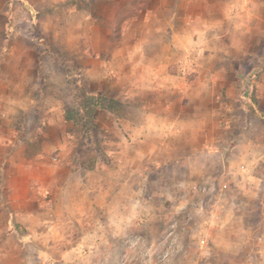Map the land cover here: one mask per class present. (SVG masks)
I'll list each match as a JSON object with an SVG mask.
<instances>
[{"label": "rangeland", "instance_id": "1", "mask_svg": "<svg viewBox=\"0 0 264 264\" xmlns=\"http://www.w3.org/2000/svg\"><path fill=\"white\" fill-rule=\"evenodd\" d=\"M158 4L0 0L1 43L18 48L15 58L36 62L34 68H4L10 75L37 80L29 85L32 105L14 110L10 125L27 142L25 155L35 165L43 161L54 167L39 184L46 195L36 194L34 184L27 191L15 187L21 195L16 209L0 219V264H264V241L257 240L264 239V147L251 143L264 142V120L251 115L259 114L255 80L264 78V37L252 33L255 24L250 33L236 34L234 45L247 47L248 55L226 52L218 67L233 77L213 85L229 90L238 122L245 117L236 105L240 96L251 111L240 147L230 150L231 142L199 146L195 130L180 139L166 131V140L155 129L162 119H147L144 110L160 108L157 85L142 86L146 69L141 72L135 60L125 62L130 53L140 57V50L125 51L132 42L140 46V38L161 39L140 34L141 13L147 8L154 12ZM130 16L136 35L124 34ZM150 23L157 26L156 17ZM223 41L231 40L225 35ZM117 70L132 74L136 84L126 87L122 75L115 89L110 72ZM176 70L167 68L168 73ZM155 73L162 77L165 72ZM121 91L129 95H117ZM12 101L18 108L25 100ZM46 117L52 125L44 123ZM191 119L176 120L191 124ZM210 135L218 137L216 131ZM62 140L64 150L56 147ZM2 199L7 201L8 194Z\"/></svg>", "mask_w": 264, "mask_h": 264}, {"label": "crops", "instance_id": "2", "mask_svg": "<svg viewBox=\"0 0 264 264\" xmlns=\"http://www.w3.org/2000/svg\"><path fill=\"white\" fill-rule=\"evenodd\" d=\"M156 2L159 4L153 9L155 13L150 8L141 13L140 34L142 36H158L161 39L155 43L149 42L148 38L143 37L139 40L140 46L136 42H132L125 49L128 54L130 51L135 52L136 49L141 51L139 58H135L134 53L126 55L125 62L135 60L141 72L146 69L148 74L147 76L144 75L140 84L143 86L146 83L149 87L157 85V87H153L156 92L155 98L162 100L160 108L151 109L148 107L144 109L147 119L148 115L162 119L161 126L155 129L162 131L166 140L169 139L166 131L174 132L172 134L175 136L174 139H180L184 134L183 132L195 130L199 132L201 137L199 146L208 147L212 143L225 145V142H231L230 150L238 149L243 141L244 131L248 127L247 113L251 111L245 110V105L241 104L244 97L240 96L236 105H240L245 117L241 116V121L238 122L236 119L238 114H234L233 101L228 98L230 97L229 90L224 91L223 88L217 90L213 85L216 80H222L226 83L229 76H226L228 72L218 67L222 65L221 62L227 59L226 52L234 49L241 52L242 55H248L247 47L234 45L233 38L236 34L243 36L250 33L252 24H255L252 33L264 37V29L262 28L264 25V0H156ZM170 5L171 9L167 14L165 10ZM150 15H153V18L156 17L157 26L151 25L150 19L152 17ZM129 18L131 22L127 28H124V34L134 33L136 35L139 32L137 31L138 28L134 27L133 21L135 19L132 16ZM161 18L165 22L159 25ZM16 35L17 33H14V36ZM225 35H228L231 41L224 42ZM2 36L4 37V33ZM7 37L11 41L12 38L7 35L4 40H7ZM168 37L171 38V41ZM1 51H7V55L4 54L0 59V219H3L5 211L16 209L17 197H21L15 187L24 186L25 191H27L34 184L36 185V194H41L40 181L45 179V174L54 167L43 161L35 165L33 163L34 158L30 159L25 155L27 142L24 141L26 142L24 143L18 138L17 130H14L10 125V116L13 115L14 110L25 111L32 105L34 95L31 94L29 85L37 80L36 77L10 75L6 73L4 68L8 66L34 68L36 62L30 59L15 58L17 55L15 52L18 51V48H15L11 42L1 43L0 40ZM99 51L93 54L94 63L99 61L97 58L100 54ZM8 55H10L9 58ZM232 60L234 59L232 58ZM240 61L245 60L240 58ZM133 65L134 63L131 64V67H134ZM169 66L177 67V70L174 73H168L167 68ZM202 68H208V71L201 74ZM160 69L165 72L162 77L155 73ZM217 71L220 72L219 76L214 74ZM127 73L123 74L120 70L110 72V75L114 77L111 83L115 89L118 80L122 79V75L127 77L125 78L126 87L128 84H136L132 81V74ZM236 78L238 77L236 76ZM255 82V100L259 105V114L252 112L251 115L254 118L258 117L264 120V106L262 104L264 78L260 81L255 80ZM22 87H27L26 91H20L19 89ZM128 93V91L126 93L121 91L117 95L125 94L128 96ZM152 95L154 94L152 93ZM15 98L25 101L18 104V108H14L12 100ZM214 100L218 101L219 105L214 106ZM213 115L220 118L219 122L210 121ZM171 116L174 121L170 119ZM183 116L191 117V124L177 123L176 119ZM47 118H44L46 125L48 124ZM48 125L52 124L49 122ZM144 128L150 129L147 125H144ZM213 131H216L218 135L214 140L210 135V132ZM222 136L225 141H222ZM62 142L63 140L56 146L60 150L66 149V145ZM251 143H256L258 147H264V142L261 141L254 140ZM176 157L177 160L182 159L180 156ZM59 168L62 169V167ZM63 169L68 171L65 165ZM46 192L45 190L42 194L46 195ZM6 194H8L7 201L2 199V196ZM239 240L240 238L237 237V241ZM257 240L259 243L264 241L263 237H258ZM259 251L262 253V250Z\"/></svg>", "mask_w": 264, "mask_h": 264}, {"label": "built area", "instance_id": "3", "mask_svg": "<svg viewBox=\"0 0 264 264\" xmlns=\"http://www.w3.org/2000/svg\"><path fill=\"white\" fill-rule=\"evenodd\" d=\"M242 167H243V166H242ZM222 187L225 188V187H226V184H223ZM202 188H203V187H202Z\"/></svg>", "mask_w": 264, "mask_h": 264}]
</instances>
